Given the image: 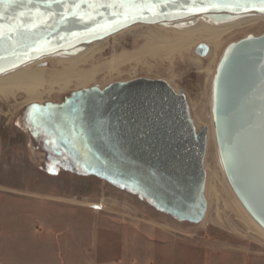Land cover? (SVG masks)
I'll return each mask as SVG.
<instances>
[{"label": "water", "instance_id": "water-1", "mask_svg": "<svg viewBox=\"0 0 264 264\" xmlns=\"http://www.w3.org/2000/svg\"><path fill=\"white\" fill-rule=\"evenodd\" d=\"M92 3L60 0L49 7L45 0H0V74L49 54L74 53L137 23L197 15L220 23L264 14V0ZM195 52L206 55L208 46L199 43ZM211 113L226 178L264 230V33L224 48L212 80ZM22 125L52 171L92 175L178 221H202L207 128H195L186 96L165 80L116 81L72 91L61 102L32 103Z\"/></svg>", "mask_w": 264, "mask_h": 264}, {"label": "rangeland", "instance_id": "rangeland-1", "mask_svg": "<svg viewBox=\"0 0 264 264\" xmlns=\"http://www.w3.org/2000/svg\"><path fill=\"white\" fill-rule=\"evenodd\" d=\"M237 31L223 44L217 62L229 43L248 34H263L264 22ZM131 42L132 36L127 35L116 48L132 50ZM152 61L148 60L154 73L138 70L132 77L101 87L140 77L162 79L175 92L184 93L192 117L200 111L203 123L196 127L193 122L198 130L209 128L205 173L218 171L213 182L222 193L209 197L204 190L202 221H178L95 176L52 171L45 154L22 130L28 104L20 97L0 100V264H264V236L247 217L239 216V205L233 202L236 195L218 167L211 116L217 62L209 73L178 58L173 65ZM71 92L44 99L42 104L61 102Z\"/></svg>", "mask_w": 264, "mask_h": 264}, {"label": "bare ground", "instance_id": "bare-ground-1", "mask_svg": "<svg viewBox=\"0 0 264 264\" xmlns=\"http://www.w3.org/2000/svg\"><path fill=\"white\" fill-rule=\"evenodd\" d=\"M260 22H264V14L249 13L220 23L197 15L168 24L152 23L155 24L153 26L144 25L147 23L133 24L100 39L84 43L81 49L74 53L49 54L0 74V100L7 101L10 98L15 100L20 97L21 101L28 105L42 103L44 99L59 98L60 94L94 85L103 86L108 81L132 77L138 70L151 74L154 68L148 62L149 59L153 60V63L167 60L173 65V60L178 58L188 62L198 71L211 72L225 41L230 39L237 30L247 29ZM144 26L147 27L144 28ZM127 35L132 36L131 43L134 48L132 50L123 48L118 51L116 48L118 41L125 39ZM199 43L208 46L207 54L203 55L206 56L204 60L200 59L203 56L195 52V47ZM125 65H130L131 69L125 70ZM198 111L194 112L192 117L196 127L203 123L202 115ZM208 131L209 128L207 136ZM212 132L214 133V128ZM213 138L215 139V135ZM214 142L216 144V140ZM215 150L218 152V149ZM217 154L218 167L223 173L222 177H225L228 182L219 153ZM217 172H206L207 182L205 178L206 189L204 187V190L209 197L210 195L219 197L222 194L213 182L214 178L218 179ZM233 202L239 205V216L242 218L243 214L247 217L255 230L264 236V230L252 219L237 197L233 199Z\"/></svg>", "mask_w": 264, "mask_h": 264}, {"label": "snow or ice", "instance_id": "snow-or-ice-1", "mask_svg": "<svg viewBox=\"0 0 264 264\" xmlns=\"http://www.w3.org/2000/svg\"><path fill=\"white\" fill-rule=\"evenodd\" d=\"M45 3L51 7V4L53 3H60V0H45ZM96 0H93L92 6L95 7ZM126 5L121 3V7H125ZM261 11H264V8L261 9ZM43 13H38V16H42ZM63 18V17H62Z\"/></svg>", "mask_w": 264, "mask_h": 264}, {"label": "flooded vegetation", "instance_id": "flooded-vegetation-1", "mask_svg": "<svg viewBox=\"0 0 264 264\" xmlns=\"http://www.w3.org/2000/svg\"><path fill=\"white\" fill-rule=\"evenodd\" d=\"M28 140L29 141H31V142H33V140L30 138V136H29V134H28ZM50 167H52L53 169L55 168L51 163H50ZM68 172V171H65V170H62V169H55V172ZM68 173H70V172H68ZM72 174H74V173H72ZM77 175H81V174H77Z\"/></svg>", "mask_w": 264, "mask_h": 264}]
</instances>
